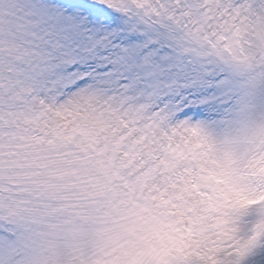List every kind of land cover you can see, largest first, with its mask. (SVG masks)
<instances>
[{
    "label": "snow or ice",
    "instance_id": "1",
    "mask_svg": "<svg viewBox=\"0 0 264 264\" xmlns=\"http://www.w3.org/2000/svg\"><path fill=\"white\" fill-rule=\"evenodd\" d=\"M0 264H264V0H0Z\"/></svg>",
    "mask_w": 264,
    "mask_h": 264
}]
</instances>
